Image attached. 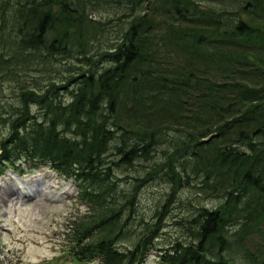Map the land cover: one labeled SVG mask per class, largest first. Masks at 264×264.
Instances as JSON below:
<instances>
[{
    "label": "trees",
    "instance_id": "obj_1",
    "mask_svg": "<svg viewBox=\"0 0 264 264\" xmlns=\"http://www.w3.org/2000/svg\"><path fill=\"white\" fill-rule=\"evenodd\" d=\"M0 108V177L49 166L88 206L73 262L264 264V0H0Z\"/></svg>",
    "mask_w": 264,
    "mask_h": 264
},
{
    "label": "rangeland",
    "instance_id": "obj_2",
    "mask_svg": "<svg viewBox=\"0 0 264 264\" xmlns=\"http://www.w3.org/2000/svg\"><path fill=\"white\" fill-rule=\"evenodd\" d=\"M95 16L97 19L113 17L111 11L106 13L103 10H98ZM64 97L69 98V94ZM4 102L16 105L11 93H7ZM2 104L5 111L11 110L3 102ZM0 114L7 118L1 108ZM2 126L0 121V139L5 136L1 132ZM5 173L0 179L2 260L9 264H75L71 262L69 255L72 245L67 236L68 229L72 221L88 213V206L79 199L75 184L43 166L24 169L22 177L11 172L10 168ZM22 186L26 188L25 191L20 190ZM163 191V186L157 183L149 184L142 190L140 211L147 220L155 212ZM190 197L189 190H183L181 199L165 214L164 234L157 243L158 247L168 248V245L182 239L184 229L180 222L191 212L187 202ZM218 202L217 199L208 198L202 204L212 208ZM258 237L262 238V235L259 234ZM86 264L100 263L96 261ZM145 264H158L157 255L150 253Z\"/></svg>",
    "mask_w": 264,
    "mask_h": 264
},
{
    "label": "bare ground",
    "instance_id": "obj_3",
    "mask_svg": "<svg viewBox=\"0 0 264 264\" xmlns=\"http://www.w3.org/2000/svg\"><path fill=\"white\" fill-rule=\"evenodd\" d=\"M20 190H23V191H25V190H26V188H24V186H22V187H20Z\"/></svg>",
    "mask_w": 264,
    "mask_h": 264
}]
</instances>
